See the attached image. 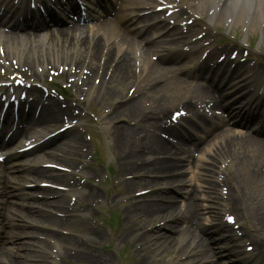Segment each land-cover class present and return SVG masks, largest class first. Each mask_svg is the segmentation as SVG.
I'll list each match as a JSON object with an SVG mask.
<instances>
[{"label":"bare ground","instance_id":"6f19581e","mask_svg":"<svg viewBox=\"0 0 264 264\" xmlns=\"http://www.w3.org/2000/svg\"><path fill=\"white\" fill-rule=\"evenodd\" d=\"M125 1L131 2V4L127 8V11H129L128 14L125 15L121 19V21L125 26H129L139 15V9L147 6L148 3L146 1L148 0ZM97 2L100 5L102 3L100 0H97ZM114 3L115 1L112 0V5ZM187 4V12L190 13L189 19L195 15H207L209 20L214 24L229 21V19H231L230 22L232 23V27H237V25L244 23L249 27L263 26L264 28V25L262 24L264 23V0H197L188 1ZM29 11L30 10H25V13H29ZM73 12L76 14H81L80 10L79 13L77 11ZM87 15L96 19L101 18L100 15H93L89 11H87ZM145 15L146 16L141 17L149 18L152 13ZM68 19H70V17H68ZM230 22L228 24H231ZM70 23H72V25L65 28H54L52 30H46L37 33H28L27 31H23L25 29L20 30L21 28L17 27L15 23H13V21L5 20L0 16V47L6 49L5 54L7 57L16 59L18 64L20 65H28L33 68H36V66H41V68H44V66H46L47 68L49 66L60 68L62 66L65 69L64 65L66 64H69L70 66L75 65L77 66V68L86 65L90 71L85 78L87 82L92 84L95 78H100V86L98 87L100 93L97 92L96 98L98 100H105L107 96L110 98L117 97L118 94H115V92L113 91L114 87L109 86L115 83V79L112 73H114V75L119 74L121 76V80H118L120 83H133V81L127 82L128 80H132V77L134 75L133 60L135 61V58L136 61H146L147 59H149V57L144 56L148 53L149 49L146 45L143 44V42L130 35L125 34L121 28H119L112 22V20H100L97 23L98 29L96 31L94 30L95 26H82L73 23V21H70ZM25 24L28 23L25 22ZM108 27L111 29V33L108 32L107 36L106 29ZM6 28H8L9 30H7ZM187 34L189 33H178L177 37L179 38H171L170 42L176 43L180 38L185 39L187 38ZM143 41L147 40L144 39ZM186 54L187 53L176 51V55L179 57H183ZM2 58L3 56L0 57V60H2ZM109 71H112V73L109 77V80H106V75ZM213 75L218 76V74H213L210 71L206 73L207 79L211 78L212 83ZM133 99L134 98H130V101H132ZM140 100V97H135V101L133 102V107L138 106L141 109L140 113L137 115L135 125L131 126V130L125 129L126 132H129L128 136L134 135V138L140 141L142 145V152L137 156L140 163L132 165L130 169L133 170L132 172L138 173L140 175L138 180H144L147 188H157L151 190L148 195L142 196L140 201H136L137 204H132L133 200H137V198L129 197L127 199L125 210V222L127 223L126 227L129 226V224H131L133 221L136 222H134L135 224L131 225V228H127V233L124 232V234H122L118 238V240H121L123 242L124 239H131L135 241L136 244L146 245L147 249L145 250L147 252V256H152V260L154 262L157 259H164L166 257H169L172 253H175L177 258L183 255H189L190 248L195 245V249L197 250V252L194 254L191 264H201L203 261L209 262L208 258L206 260V256H202V258H200L199 256V253L205 252L204 249L200 246V241L197 239V236L192 229L193 224L190 223L193 220V215L190 210L192 203L188 201L179 206V204L175 203L177 200L174 196L166 195L167 191L164 190L165 188H158L159 186L165 184L166 186L186 184L185 178L183 176V174L185 173L183 163H185L186 161H190V155H186L189 153V149L187 150L189 143L186 144L185 139L190 138L191 135L185 136L180 132H176L174 129L177 128L175 127H163L164 125L160 120H163L164 122L165 117H167V108H161L157 110H153L150 108V111L147 114V112L140 106ZM36 103H40V100L37 99ZM217 104H220V102ZM191 111L196 113L192 107ZM62 113L70 115L69 109L67 111L65 109H58L55 111V116L61 118ZM147 117L154 118V120L152 121L153 125L150 127V129L141 126L143 119ZM26 119H28L27 121L33 120L32 118L29 119L28 115L23 117V121H26ZM55 122L56 120L52 119L48 120V122H45L44 124L42 122V124L44 125V127H47L50 124H54ZM197 123L198 125H201L199 122ZM197 123L195 124L197 125ZM6 127L7 125H3L2 128ZM29 131L32 130L29 129ZM163 132H170L172 135L178 138V142L171 141L170 137L168 139L161 137V134ZM25 133L26 128H23L21 131H19L18 137L20 135V137H22ZM208 133L206 134V136L208 135ZM36 134L37 133H35V135ZM191 139H193V137H191L189 140ZM38 140L39 139H36L35 141ZM123 141L125 144L127 142V139L124 138ZM73 143L74 138H72L71 141L68 142L65 146H62L61 149H69L71 148ZM44 144L45 143L41 145V148L46 151L47 155L62 158V156L56 152V150L61 146L47 147L44 146ZM69 144H71V146ZM218 146L220 148L217 152L221 157H231V159L233 160H243L244 157L241 156L242 151L240 150H248L250 149L249 146H256V149L260 154H263L262 150H264V143H262V140H255L252 138L244 137L243 135L230 136L226 135L225 133L221 135V141ZM20 147H22V145ZM123 147L126 150L125 153L129 152L128 145H123ZM5 150L6 148L3 145H0V156L4 155ZM238 151L240 152V154H238ZM231 153L234 154L232 155ZM134 154L135 153L132 152V155H130L129 158H134ZM146 154H151L152 157L146 158L144 156ZM171 156H174L175 158H171ZM24 167H26V171L33 170V166ZM20 168L21 167L6 166L5 169L2 170L0 166V196L11 195V193H8L6 189V187H8L9 181H12L14 179L9 170H12V172H14L18 171ZM39 172V177L42 175H49L51 177L58 178V175L54 173H45L42 171ZM37 176L38 175L36 174V177L33 176L31 178H37ZM258 178V174L255 170L251 171L250 174H248L247 171L246 179H250L252 181L248 185V188L255 187L258 189L262 185V182L258 181ZM125 181H136V179L126 178ZM219 183L220 182H218L213 189L211 188L212 192L217 190ZM131 186V183L127 184V188H130ZM183 189L184 188H180V190ZM240 189L241 186L236 187V190L238 192H240ZM18 190H20V188H18ZM125 190L126 192H128L127 189ZM156 190H160L162 192L159 194H155ZM47 192V190L44 191L45 194ZM54 192L56 194L55 190H51V193ZM21 195L31 197V195L25 193H22ZM184 195L187 197L191 196L190 192L188 191L185 192ZM93 196L94 195L90 193L86 195V199L83 198V200L89 202L93 198ZM57 197L58 199L48 202L49 204L47 205V209L30 208V211L27 213L21 210H16V208H14L13 212L24 218L28 222L27 225L29 227H32L34 230H11V234L9 236L10 240H20L21 238L30 236H38L40 239L44 237L48 238L51 236L49 239H53V241L55 240V242L57 243L62 242L61 245L63 247L59 249L60 256L66 257L72 255L66 254V249L72 251L68 248V246L73 242L71 238L67 242H64L62 235L58 230L42 227L38 224L39 222L50 223L51 220H54L55 224H59L60 218L53 217L52 219L43 214L44 212H50L48 208H52V205L56 206L55 209L64 211V209H62L61 201L59 200V198H61V195L57 194ZM218 197H221V195H218ZM227 197L231 198L230 200H232L233 205L236 206V210L240 214H248L252 218V220L255 221V225L258 226V228H252L255 229V232L252 233V236L256 239L259 248H261V243L264 240L262 232L264 230L263 219L258 213L254 212V210H250L252 206L251 204L249 206L246 205L245 201L250 202L247 200V197L243 199L240 195H236L232 191L229 192ZM3 202L5 204L4 206H6L7 201ZM253 204H256V202H254ZM226 206L231 207V203L227 202ZM152 221H165V223L160 224L156 229H152L148 233L141 231L145 229L146 224ZM180 223H186V226H182V224ZM14 224H16V222H14ZM228 239H234L235 241L239 240V238L236 239L235 235H232L230 238H226L225 240ZM38 241V239H24V243L29 244L27 246L28 254L24 256L25 258L21 261L14 260L13 258L9 257L4 253V249L0 248V264H14L13 262H15L16 264H28V261L30 259L37 258L40 261L44 257L40 258L41 256L39 254L37 255V257H34V253L40 252L41 250L46 248L48 244L47 241L39 243ZM84 250L85 249L82 247L80 251L75 253L79 254ZM89 252H93V255L87 256L86 254H82L81 256L88 259L89 261H94V263H97L102 259L97 256L95 251ZM262 257L263 259L259 264H264V254L262 255ZM10 260H12L13 262ZM134 263L149 264V262L147 261V257L145 256L143 257L142 261H135Z\"/></svg>","mask_w":264,"mask_h":264},{"label":"rangeland","instance_id":"374dc122","mask_svg":"<svg viewBox=\"0 0 264 264\" xmlns=\"http://www.w3.org/2000/svg\"><path fill=\"white\" fill-rule=\"evenodd\" d=\"M103 3L106 4V2ZM253 33L255 32H252L251 35ZM213 39L214 37L210 40L212 41ZM205 43V41L198 42L196 43V46L200 47ZM262 46L264 47V44H262ZM223 48L224 47H220L219 50H222ZM241 53L245 56V53H243L242 51ZM248 60L249 63L247 64H249V67L251 69L257 66V63H254V61H252L250 55ZM262 62L263 64H259L258 66L264 65V57H262ZM15 67L16 63L11 62V69H15ZM25 67L29 68V66H22L21 71L24 70ZM4 69L6 70L7 66L3 68L2 71H4ZM35 70L37 69L35 68ZM14 72L15 71H13V73ZM35 73V71L30 69V71L27 72L26 75L32 79L34 78L35 80L39 81H50V79H52L51 72L45 71L43 75L39 76H34ZM66 76H68V73H64L63 75L53 79L55 81H59L61 78L65 79ZM72 78L73 77H71L70 79ZM136 78L138 81H140L139 88L148 91V94L146 95L147 98L144 100L143 104L149 108L152 107V105H155V108H158V106L166 100L167 103L170 101V103L177 104L178 102L176 101H180V99L184 97L187 83L178 82V80L175 79L176 77H167L164 82H160L162 83L160 89L153 87L155 84L152 86L149 85L148 87H143V84L147 83V80L144 79V75L141 76L136 73ZM182 79H184V77L181 78V80ZM66 86L68 87V85ZM77 86L80 85L77 84ZM136 88L137 87L135 85H132L131 87L128 86L129 96L135 95ZM69 91L70 94L73 95V98L69 100L70 104L77 103V99L80 96L85 109L87 108L89 102L92 103V107L96 109V117H93L94 119L91 118V116L87 117L89 122H95L96 128L88 130V128L86 127L84 133L80 132L84 140L80 147L81 154L78 155L80 156L79 159H81V162L76 167L77 169L74 166L70 167V170L73 171L76 177H78V181H85V184L87 182V179L89 177H92L91 181H93L90 184H92V186L96 189L98 198L95 202L93 201V203L83 206V204L79 201V195L68 193V198L72 200L71 206H73L74 211L70 215L66 216L67 221L64 227L60 228V231L62 230L64 234L68 235H65L64 238L69 237V235L73 236V242L71 245H69V248H71L72 251L67 250L66 252V254L72 255L66 257L58 256V262L55 261L54 252H56L57 250L59 251V247L55 242H53L48 243V246H46L45 250L40 253V256L41 258L44 257L45 261L50 260L52 262H55L56 264H104V262L101 261L102 259L99 262L94 263V261H89L88 259L83 258L81 255L74 253L80 251L83 247L85 250L87 249V252L97 250L99 252H102L103 254H107L106 257H109V261H107V263L105 264H134V261L137 259V257H140L143 254L142 251L147 248L146 245L141 246L136 244V242L130 240H127L123 243L116 242L117 237L120 233L124 232V228L127 224L123 215V202L127 198L126 192L124 190V188L126 187V185L124 184L125 181H122L123 175H126L125 169L131 168L132 165L136 164L133 159L129 158L133 152L132 141L128 149V154L124 156L126 150L123 147L124 138L122 136V131L125 128L122 126L126 125L128 121L126 118L127 113L122 112L123 101L121 98H118L116 101L101 102L97 99L93 100V97L92 99L88 100V98L92 96L93 90H83L81 94H83L84 96H82L81 94L78 95V88L72 85ZM169 98L170 100H168ZM80 114L81 112L79 113V115ZM100 146L102 147L101 153L103 154V159L105 161L108 159L106 162L112 161L114 164L115 174L112 177L109 176L106 164L103 165V167H98L99 165L92 159V155L93 153H95V149L100 148ZM136 150L140 149L137 148ZM139 153L136 152V155H138ZM206 164H208V162H206L205 165ZM196 165H198L197 162L194 164V167H196ZM200 169L202 170V168ZM89 170L92 171L91 175L89 173ZM126 171L129 172V170ZM140 181H132V192L136 194V197L147 194V192L145 194H139L141 191H144V189H146V187L143 186L146 184L145 181ZM258 195L263 196L260 191L258 192ZM74 201L75 205H73ZM61 215L63 217V212H61ZM73 215L75 217H73ZM75 218H79L83 222L78 219L75 220ZM110 218L116 221L115 226H111L110 224L105 222V219L110 221ZM134 222L136 221H133L131 224H135ZM157 224L158 222L154 221L146 224V226L149 229H152L155 228ZM116 234L117 236L115 237ZM61 247L63 246L61 245ZM119 250H121L120 253H118ZM97 256L101 258L98 254ZM33 264H36V261H33ZM155 264L161 263L156 262ZM165 264H172V260H168Z\"/></svg>","mask_w":264,"mask_h":264},{"label":"snow or ice","instance_id":"6c2138e0","mask_svg":"<svg viewBox=\"0 0 264 264\" xmlns=\"http://www.w3.org/2000/svg\"><path fill=\"white\" fill-rule=\"evenodd\" d=\"M231 219V218H230Z\"/></svg>","mask_w":264,"mask_h":264}]
</instances>
